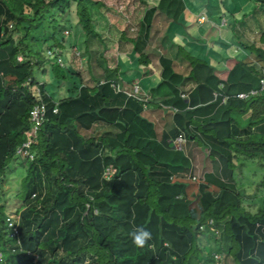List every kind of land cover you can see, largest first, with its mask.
<instances>
[{"label": "trees", "instance_id": "obj_1", "mask_svg": "<svg viewBox=\"0 0 264 264\" xmlns=\"http://www.w3.org/2000/svg\"><path fill=\"white\" fill-rule=\"evenodd\" d=\"M87 1L0 0V31L6 29L0 37V264H223L228 258L234 264H264V74L242 53L221 69L179 45L193 66L197 86L183 98L177 89L183 77L162 60V74L174 92L166 104L177 108L175 128L159 141L135 134L131 127L136 112L114 137L86 139L76 121L120 96L121 111L128 110L129 102L143 109L136 99L115 92L110 82L83 86L80 73L64 61V66L58 63L75 46L71 37H101ZM187 1H155L146 15L160 10L185 26ZM251 1L264 10V0ZM147 18L131 39L141 59L146 58L149 38ZM11 23L14 28L9 30ZM215 27H206L203 36L219 41L222 30ZM169 34L174 37L172 28ZM42 43L61 51L46 55L56 92L33 74L35 64L44 72L47 51ZM240 46L264 61L263 48L242 41ZM63 85L64 95L59 93ZM253 89L256 95L237 97ZM39 100L47 106V117L32 147L35 159L30 160L16 155V149L30 137V111ZM180 134L203 149L210 146L212 171L202 178L193 179L186 172L189 160L172 149L170 139ZM14 157L23 159L26 173L13 217L2 185ZM107 167L113 171L109 180L104 178ZM9 218L16 231L9 227ZM210 220L212 228L201 230ZM138 228L151 233L142 248L130 236Z\"/></svg>", "mask_w": 264, "mask_h": 264}, {"label": "crops", "instance_id": "obj_2", "mask_svg": "<svg viewBox=\"0 0 264 264\" xmlns=\"http://www.w3.org/2000/svg\"><path fill=\"white\" fill-rule=\"evenodd\" d=\"M140 1L145 3L146 6L145 13L143 11L144 15L137 22V27L118 30L120 32L118 34L115 33V29L120 22L114 25L111 20H108V27L103 31L101 30L108 36L109 41H107V44L105 42L101 44L98 36H86L84 34L86 39V48L84 47L83 50L85 52L84 56H86L84 59L89 61L90 66L87 71L77 70L76 73L81 74L82 85L89 88H94L106 82H110L112 87V83L116 82L125 89L131 90L133 85L139 84L142 91L150 96L152 103L149 107H144L141 104L143 109L140 110L139 105L129 102L127 105L128 110L121 111V106H119L121 104L120 96L108 107L84 115L76 121V124L80 133L86 139L101 136L114 137L119 133V127L125 122L124 120L128 121L130 118L135 117L136 112L137 116L131 127L135 134H143L149 139L159 141L164 132H169L175 128L174 114L177 108L166 104L168 100L174 97V92L171 81L162 74L163 65H165L162 60H168L174 72L183 77L182 82L177 86L183 98H187L197 86V81L191 75L193 66L181 53L179 45L186 46V52L190 53L191 56L204 59L209 62V65L218 64L221 69L227 67L228 59L242 53V58H247L246 60H249L259 72L261 71L264 74V61L260 60L255 53L245 52L240 46V41H242L255 44L256 47L264 49V10L260 5L251 0H188L183 15L185 23V26H183V24L173 22L172 18L160 10H155L150 15H146L155 7V1L158 0H150L152 2L148 0ZM222 1L229 8L230 15L223 10ZM204 15L207 16V20L201 23L198 19ZM145 17H148L146 23L150 30L147 46L143 52L146 58L141 59L139 55L134 53L131 39L136 37ZM223 19L226 20L225 25H222ZM209 25L216 26L215 28L219 31L222 30L219 41H212L203 36L206 27ZM171 28L175 34L174 37L169 34ZM80 35L75 38L76 41L70 39V42H73L72 44L76 46L73 49L77 48V44L81 42ZM95 39L98 40V43ZM94 47H96V54L92 57ZM67 50L70 49H66L64 52H67ZM259 52L261 53V51ZM68 53L67 65L68 68L73 69L70 61L75 51L72 50V53ZM97 56L99 58L103 56V59L101 58L103 61L99 60V62ZM64 92L65 86L61 88L59 93L64 95ZM111 101L112 99H110ZM91 131L93 132L91 133ZM175 140L170 139L169 141L172 149L182 151L175 148ZM186 143L187 153H184V156L190 162V169L194 168L196 170L204 149L199 145H195L196 141L193 139L186 141Z\"/></svg>", "mask_w": 264, "mask_h": 264}, {"label": "rangeland", "instance_id": "obj_3", "mask_svg": "<svg viewBox=\"0 0 264 264\" xmlns=\"http://www.w3.org/2000/svg\"><path fill=\"white\" fill-rule=\"evenodd\" d=\"M96 1L102 2L103 5L98 7L94 3ZM148 1L152 2L150 0H148ZM87 2L91 6V11H92V15L94 18L95 28L99 32V34L101 35V37L99 38L101 44H103V42H105V44H107V41H109L108 36L105 35L104 32H102L104 29H106L108 27V25H109L108 20H111L114 25H116V24H118V22H120V24L117 25V27L115 29V33L119 34L120 32L118 30H126V28L129 29V28L137 27V22L139 21V18L144 15V13H145L144 9L146 6V4L141 2L140 0H88ZM27 8H29V7H27ZM143 11H144V13H143ZM106 16H108L109 18H107ZM47 31H49V29H47L45 31V33ZM80 36H81V42H79L77 44V48H78V50H81V55L77 57V55L75 56V53L72 54V59L70 61L71 62L70 65L73 67V69H72L73 72H77V70L78 71H80V70L87 71L88 67L90 66L89 61L87 59H84V57H86V56H84L83 50H84V47L86 48V45H85L86 39H85L84 34H81ZM71 39H72V41L75 40V38H73V37H71ZM95 41H97V43H98L97 39H95ZM73 47H76V46H73ZM41 48H43V50L45 52L47 51V53L44 54V58H45L44 64H43L44 72L42 73L40 71L39 65L35 64L33 66L34 77L38 80L44 79L46 81V84L48 85L47 88L50 91L56 92V91H58L57 90L58 84H57V81H55V84L51 81L53 74H52V71L50 69V63L48 61V57L46 56V55H48V50H49L48 43H45V44L42 43ZM72 50L74 51L73 48H72ZM72 50H71V53H72ZM93 50H94V52L92 53V57H94L96 54V52H95L96 47H94ZM101 58L103 59V56H101ZM101 58L98 57L97 58L98 61L102 60ZM62 60L67 65L68 59L65 56H63ZM88 77L91 81V78L89 75H88ZM93 131H91V133ZM190 131L193 134H197V131L192 127H190ZM200 136H203V135H200ZM204 138H206V137H204ZM189 140L190 139L186 137V141L188 142ZM208 141H210V140L208 138H206V142H208ZM186 144H187L186 142L183 144V150L181 152L182 154L187 153ZM195 145H199V144H197V141H196ZM209 148H210V146L207 145V148L204 149V151L201 155L199 166H197L196 170H194V168H193V169H189L186 171L189 175L196 176L198 178H202L203 174L206 171H209V170L212 171V167H211L212 165H211V161L209 159ZM6 171H7L6 172V179L2 185V192L4 193V198H5L6 204L8 206L9 214L14 217L15 216L14 211L16 208H18V206L21 203L19 198L17 197V195L21 191L22 178L25 176V173H26L25 165L23 164V159L21 157H14L12 160H10L9 166L7 167ZM219 264H222V263H219ZM223 264H234V263L232 261V258H228L225 262H223Z\"/></svg>", "mask_w": 264, "mask_h": 264}, {"label": "built area", "instance_id": "obj_4", "mask_svg": "<svg viewBox=\"0 0 264 264\" xmlns=\"http://www.w3.org/2000/svg\"><path fill=\"white\" fill-rule=\"evenodd\" d=\"M201 23L205 22L207 20V16H201L198 19ZM226 24V20L223 19L222 20V25ZM14 28V24L11 23L8 26L9 30H12ZM6 29L2 28L0 31V37H3L5 35ZM65 34L69 35L70 32L68 30H65ZM75 53L77 56L81 55V51L78 50V48L74 49ZM60 50L59 49H54V50H48V55L53 56L54 54H60ZM19 61H22V56L18 57ZM58 63L60 65H63V61L61 59V57H58ZM112 87L113 89L118 92V93H124L126 96L130 97V98H134L136 99L138 102H140L144 107H149V105L152 103V100L150 98V96L146 93H144L142 91V88L140 87L139 84H135L133 85V87L131 88V90H127L124 87H122L120 84L112 83ZM264 89V77L261 80V90ZM258 93V90H251L249 92H241L239 94H237V97L240 99H247L250 96H254ZM215 96H221V94L219 92L215 93ZM227 99L226 96L223 97V101H225ZM58 111V104H55V107L53 109V112L56 113ZM47 117V106L45 104V102L39 100L37 101L31 111H30V120L32 123V130H31V134L30 137L28 139H26L21 145H19L16 149V155H20V156H24V157H28L30 160H34L35 159V152L33 150V145L35 143H37L38 140V133L39 130L41 129L42 125L44 124L45 120ZM186 142V136L184 134H180L176 140L174 141V145L175 148L178 150H183V144ZM113 171L111 169V167H107L105 169L104 172V178L106 180H109L112 177ZM193 179H197L196 176H193ZM95 213H97V210L95 211ZM214 224L213 220H210L208 222H205L203 224L200 225V229L201 230H206V228L208 226H210L212 228V225ZM8 225L10 228H13V230L16 231V227H15V223L13 220H11V218H9L8 220ZM215 258L217 260L221 259V254H215Z\"/></svg>", "mask_w": 264, "mask_h": 264}, {"label": "clouds", "instance_id": "obj_5", "mask_svg": "<svg viewBox=\"0 0 264 264\" xmlns=\"http://www.w3.org/2000/svg\"><path fill=\"white\" fill-rule=\"evenodd\" d=\"M132 243L136 247H144L146 242L151 239V233L147 229L138 228L130 233Z\"/></svg>", "mask_w": 264, "mask_h": 264}]
</instances>
